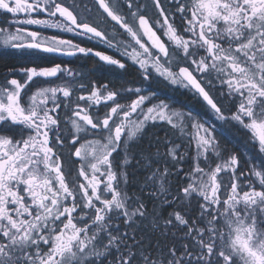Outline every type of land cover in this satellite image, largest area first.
I'll return each mask as SVG.
<instances>
[{"label": "snow or ice", "instance_id": "snow-or-ice-1", "mask_svg": "<svg viewBox=\"0 0 264 264\" xmlns=\"http://www.w3.org/2000/svg\"><path fill=\"white\" fill-rule=\"evenodd\" d=\"M0 17V56L25 62L0 73V264H264V0H0ZM61 57L95 66H43ZM157 122L179 137L140 144Z\"/></svg>", "mask_w": 264, "mask_h": 264}, {"label": "flooded vegetation", "instance_id": "flooded-vegetation-1", "mask_svg": "<svg viewBox=\"0 0 264 264\" xmlns=\"http://www.w3.org/2000/svg\"><path fill=\"white\" fill-rule=\"evenodd\" d=\"M148 2L150 4L151 0H148ZM149 16L151 17V12L149 13ZM0 18H2V17H0ZM47 34H50V33H47ZM69 61H71L69 66H71L74 69H77L81 72H84V73H89L90 70L93 69V67L95 66L94 59H92V58H87V59L81 58V59L77 60V59L71 58V57L54 58V59H51L50 61H45L43 66H51L53 63H68ZM5 65L7 67H5ZM14 65L16 67H21V66L25 65V62L20 60L17 57L10 56V55L0 56V73L7 72V68L12 67ZM94 75H101V73L97 72V73H94ZM107 78L112 79V80H116L115 76H108ZM118 83L119 82H117V84ZM161 87H163V86H161ZM183 91L184 90L181 89L179 92H172V91H169L167 89H164L163 93H162V97L163 96H173L175 98V101H176V107H179L180 105H187L194 112H199L201 110L200 105L194 99H191L190 96H186L185 94H183ZM121 102L123 103L125 101H121ZM163 125L166 128L172 129L169 125H167L164 122H157L155 127L149 126L146 128V130L144 132V136L140 140V144H149L150 142H155L157 140V138H159L162 141V126ZM175 134H176V137H179V135H180L178 131H176ZM176 139H179V138H176ZM179 140L180 141L177 143L181 144L182 141H181V139H179ZM183 144H188V140L185 139L183 141ZM160 151L162 152V144L160 145ZM194 155H195V152H194V154L191 155V157H193ZM131 166L129 167L130 171H132ZM65 167L67 169L68 165H65ZM74 167L78 168L79 163L77 162V164ZM73 175H75V171H73Z\"/></svg>", "mask_w": 264, "mask_h": 264}, {"label": "trees", "instance_id": "trees-1", "mask_svg": "<svg viewBox=\"0 0 264 264\" xmlns=\"http://www.w3.org/2000/svg\"><path fill=\"white\" fill-rule=\"evenodd\" d=\"M174 136L176 137V134L174 132L173 129H169L166 128L164 125L162 126V141L167 137V139L172 140L174 138ZM179 139H175V143L178 144L177 142H179ZM142 145H148V144H142ZM188 144H183V147L181 148V151H186L187 152V156L189 158H191V155L194 154V148L188 147ZM165 150L163 144H162V152ZM153 151H155V149H153ZM139 159V157L137 156V160ZM183 168H185V170H187V168L190 166L189 164H183L181 165ZM132 171H130L129 167L127 168V171L129 173V180H137L136 183H131L128 187H127V191L129 196H131L133 193H136L137 195H142L144 199H147V193L150 190L153 189H149V188H144L143 192H141V187L140 185L143 184V178L144 176L147 174L143 169L141 168H137L136 167V162L133 161L132 162V166H131ZM183 176L184 173L181 172L179 174V176L173 175L171 177V185H172V189L174 190L176 187L178 186H183L185 181L183 180ZM151 207V204L149 205ZM193 207H195V202H193ZM168 211H172V209H166L165 214ZM144 227H148V222H145ZM179 235V233H178Z\"/></svg>", "mask_w": 264, "mask_h": 264}, {"label": "rangeland", "instance_id": "rangeland-1", "mask_svg": "<svg viewBox=\"0 0 264 264\" xmlns=\"http://www.w3.org/2000/svg\"><path fill=\"white\" fill-rule=\"evenodd\" d=\"M182 167V166H181Z\"/></svg>", "mask_w": 264, "mask_h": 264}]
</instances>
